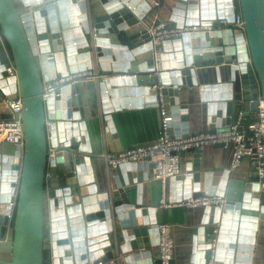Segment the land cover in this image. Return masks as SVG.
<instances>
[{"label":"water","instance_id":"95a60500","mask_svg":"<svg viewBox=\"0 0 264 264\" xmlns=\"http://www.w3.org/2000/svg\"><path fill=\"white\" fill-rule=\"evenodd\" d=\"M139 1L0 0V43L9 59L0 60V112L9 116L4 101L19 98L24 136L21 147L0 141V264H129L151 256L160 264L158 252L149 250L150 238L157 235L158 220L152 217L159 205L144 204L137 187L147 180L148 165L142 160L106 165L102 152L107 154V146L114 151L112 142L117 145L116 134L106 130L111 127L108 115L129 107H156L159 113L160 102L172 118L169 137L193 135L178 87L199 85L192 77L203 63L232 69L228 84L198 87L206 102L208 133L226 129L236 109L248 117L258 97L264 108V0H175L169 27L200 30L161 43L162 68L170 71L160 89L145 28L143 8L150 7L142 2L136 8ZM235 13L241 16L243 32L233 27ZM97 63L109 78L88 83L85 90L92 114L99 112L105 122L98 154L87 150L84 126L76 123L85 118L80 83L66 85L46 102L41 96L44 83L61 73L91 71ZM9 66L15 78L5 72ZM224 114L227 119L221 122ZM46 120L52 122L49 134ZM186 154L191 155L190 172L181 167L180 175L184 170L188 175L172 180L186 189L189 183L196 190L203 185V194L225 199L221 209H206L210 218H201L209 241L204 261L213 254L215 264H260L261 248L254 257L251 241L241 239L246 231L264 235V195L257 183L251 206H246L248 188L229 179L228 170L207 175L201 154L190 149L179 156ZM180 195L179 200L188 198L191 191ZM110 233L114 247L107 238Z\"/></svg>","mask_w":264,"mask_h":264},{"label":"crops","instance_id":"0c3cea01","mask_svg":"<svg viewBox=\"0 0 264 264\" xmlns=\"http://www.w3.org/2000/svg\"><path fill=\"white\" fill-rule=\"evenodd\" d=\"M132 1V0H129ZM145 2L149 5L150 3L146 1H139V3L135 4L136 8L139 5ZM175 0H160V5L157 10H153L151 7L149 10H144L146 13V20L151 16L152 13L156 12L159 16L161 21L168 23L169 25V18L171 15V11L174 7ZM147 11V12H146ZM164 51V50H163ZM162 51V53H163ZM0 60L1 62H8V55L4 48V46L0 43ZM204 68L202 69H195V75L192 77L197 86L191 85L178 87L179 90V103L186 105L187 109L184 110L185 113L189 116V124L188 130L190 134L195 133H203L208 131V123L205 120V109H206V102H202L200 99L199 93V86L201 85H209V84H228L230 81V73L232 72L231 66L229 67L221 65L215 66L214 64L210 63H203ZM207 66V67H206ZM99 63L93 67L91 70L92 72H96L97 74L102 75L101 71L104 70V67ZM162 73L166 74L169 71L164 70L162 68ZM106 76V74H103ZM107 79L109 76H106ZM185 81L187 80V76L184 77ZM169 80V79H168ZM81 85V96H82V103H83V110H84V120H79L78 125L82 123L84 129L81 130L82 134L87 139V150L91 153H99L101 149L100 143V133L103 129V116L97 112L96 115H93L91 112V108L87 102V95L85 90V85L89 82H79ZM168 83V82H166ZM187 83V82H186ZM91 84V83H90ZM96 84L97 83H93ZM199 87V88H198ZM8 115L6 112H0V118H7ZM111 123V127H107L106 130L112 129V132L116 134V143L117 145L112 142L111 145L114 148V151H111L110 148L107 146V154L113 155L115 152L119 150L125 151L132 147L142 146V145H149L157 137L158 128H159V114L157 108H126L119 112H111L108 115ZM227 117L225 114L220 119L221 122L226 121ZM226 128V127H225ZM201 154V169L207 174L211 175L213 172L222 171L224 173L227 172L229 169L230 158H231V151L230 149H225L223 146L213 145L207 146L201 151H197ZM105 153L102 152V155ZM180 157V156H179ZM191 155L186 154L184 158H180V168L183 169L187 168L190 172L191 170ZM181 171V170H180ZM139 171H136V176ZM144 172V170H143ZM141 173V172H140ZM231 180L235 182H239L244 184V187L248 188V193L250 196V200L246 203V206H251V199H254V192L252 189L254 184H256V177L254 172L250 168L248 162L246 160L242 161L240 167L230 172ZM148 178L146 181L141 183V186L137 185L140 189V196L144 204L151 203L159 205L161 202V188L160 184L151 178L150 170L148 173ZM188 173L184 170L183 175H179L184 177L187 176ZM175 180H170L167 182L166 185V201L171 202L172 200H179L181 198L180 192L182 190H190L191 196L201 195L203 194V185H199L197 190L194 189V186L189 183V187L187 189L184 185H179L178 182H174ZM178 183V184H177ZM197 185V186H198ZM205 187V185H204ZM206 188V187H205ZM135 190V186L131 187V192ZM181 190V191H180ZM261 195H264L263 191H260ZM184 194V191H183ZM183 196V195H182ZM260 204H264V198H260ZM212 209V208H210ZM206 216L207 218L211 217L210 212H206L204 208H195V209H187V208H168L163 209L159 207L158 210L153 212V219L158 220V224L165 223L170 227L171 237L174 242V252L172 261L173 264H206L204 261L205 257H202V254L206 253L205 246L207 247L209 244L208 235L203 234V227L201 226V218ZM250 216V215H249ZM230 218V217H229ZM251 218V217H250ZM253 218V217H252ZM217 229V228H216ZM215 230V229H214ZM216 231V230H215ZM214 232V231H213ZM254 234V235H253ZM259 232L255 234L252 231H246L244 235L241 236L242 240L245 238L251 241V244L248 246H252L254 248V257L256 255V249L261 248L259 253L260 264H262V256H264V235L261 238L258 236ZM112 233L107 234V238L109 239V243L114 247V243L111 241ZM156 237L153 236L150 238V251L154 253L157 252V244L155 242ZM201 239L200 241H198ZM255 239V241H254ZM214 243V240L212 241ZM260 242V243H259ZM212 243V244H213ZM128 245V242L121 243L120 246ZM239 244L244 245V241L239 242ZM204 246V247H203ZM245 246V245H244ZM247 246V247H248ZM149 250L141 249L138 252H149ZM117 247L112 250V252H116ZM213 252V250H212ZM128 254H131L128 253ZM243 255L247 256V253H242ZM102 255L99 256V258ZM129 257V255H127ZM124 257L120 255V258ZM128 257H124L127 259ZM158 258V257H157ZM153 257H146L140 258L136 260L134 263L128 262L129 264H154ZM101 264H118L116 261H106V262H99Z\"/></svg>","mask_w":264,"mask_h":264},{"label":"built area","instance_id":"2783aa9c","mask_svg":"<svg viewBox=\"0 0 264 264\" xmlns=\"http://www.w3.org/2000/svg\"><path fill=\"white\" fill-rule=\"evenodd\" d=\"M150 3L153 10H157L160 0H143ZM233 27L237 31L243 32L242 19L239 13L234 14ZM149 43L152 47V58L154 62V76L157 80V88L163 85L164 74L161 69V52L158 50L164 40H171L187 32L199 31V27L173 29L168 23L161 21L156 12L152 13L145 23ZM249 63V60H247ZM9 78H15L14 70L11 66L5 68ZM97 83L106 82L105 75L97 74L92 71H83L75 74L61 75L43 84L42 100L46 102L58 97L59 89L68 84L79 82ZM159 111V128L154 142L150 145H142L127 149L118 155L104 154L106 165L116 167L124 164L136 163L140 160L145 161L150 170L152 180L158 182L161 188V202L159 207L168 208H218L221 209L225 204V199L216 195L201 194L190 196L181 200L166 201L167 182L180 175L179 154L190 149L201 151L207 146L222 145L225 149H230L231 158L229 172L237 170L242 161L246 160L254 172L256 183L260 191L264 192V108L261 99L257 98V106L254 112H250L248 117L243 116L241 109H236L232 123L222 131L215 133H195L187 138H171L167 134L168 123L172 118L163 111L160 102H157ZM4 108L9 109L10 115L0 119V141L21 147L24 142L23 127L20 119L22 103L19 98L4 101ZM15 115V116H14ZM52 122L46 120L45 127L47 134L51 131ZM49 158L52 157L50 151ZM9 213L11 217L13 203H9ZM157 235L156 244L158 259L160 264H171L174 242L171 237L170 227L165 224L156 225ZM101 264V263H98ZM206 264H215L213 254L207 259Z\"/></svg>","mask_w":264,"mask_h":264},{"label":"trees","instance_id":"16d2710c","mask_svg":"<svg viewBox=\"0 0 264 264\" xmlns=\"http://www.w3.org/2000/svg\"><path fill=\"white\" fill-rule=\"evenodd\" d=\"M1 54V53H0Z\"/></svg>","mask_w":264,"mask_h":264}]
</instances>
